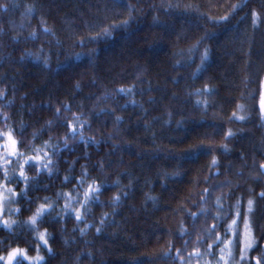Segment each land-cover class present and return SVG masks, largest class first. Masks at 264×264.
Returning a JSON list of instances; mask_svg holds the SVG:
<instances>
[{
  "label": "trees",
  "instance_id": "16d2710c",
  "mask_svg": "<svg viewBox=\"0 0 264 264\" xmlns=\"http://www.w3.org/2000/svg\"><path fill=\"white\" fill-rule=\"evenodd\" d=\"M263 80L264 0H0V192L20 210L0 225V255L217 264L232 229L216 217L241 222L251 199L264 224ZM89 185L102 192L81 207ZM238 199L240 218L225 212ZM42 204L54 211L33 231Z\"/></svg>",
  "mask_w": 264,
  "mask_h": 264
},
{
  "label": "snow or ice",
  "instance_id": "6c2138e0",
  "mask_svg": "<svg viewBox=\"0 0 264 264\" xmlns=\"http://www.w3.org/2000/svg\"><path fill=\"white\" fill-rule=\"evenodd\" d=\"M128 25H129V21H125L121 25H113L112 30H114L117 27L126 28V27H128ZM112 30H105L100 37L92 38L90 42L96 43L100 39L111 38L112 37ZM45 31H47V30H45ZM80 46H84V42H81ZM206 55H207V51L205 52V56ZM262 87H264V85H262ZM118 91L120 93L126 92L125 89H120ZM127 91L130 92L131 90H127ZM260 108H261V112L264 113V91H261V93H260ZM239 119L242 120V119H244V117H239ZM117 120H119V118H117ZM66 126L70 129L69 138L74 139L77 136H79L80 139L85 144H87L89 142V140H91V138H89V140H85V138L83 137L82 130L77 131V129L71 124H67ZM83 127H84V124H81L80 128L83 129ZM231 135H233V134L231 132H229V136H231ZM7 139H8V146L11 149L9 154L10 155H16V152H15L16 141L13 139L11 134L8 135ZM109 139H111V137ZM91 143L96 144L97 142L95 140H91ZM65 145L67 146V140H65ZM7 163H10V161L5 160V164H7ZM25 163H28V161H25ZM215 163L216 162L213 161L214 165H215ZM48 164H51V158H48L47 163L44 164V168L48 171L49 174H51V169L48 167ZM32 165L33 166L36 165L35 160L32 161ZM20 167L23 168V165L21 164ZM260 168L262 170V174H264V165H260ZM82 176L87 177V173L86 172L82 173ZM19 178L25 184H27V178L25 177L23 171L19 172ZM15 179H16L15 177L9 176L8 170H7V168H5L4 169V180L9 181V180H15ZM65 179L67 180L68 178H65ZM85 182H86L85 179H80L77 181V183L80 185H83ZM0 188H4V185L0 184ZM6 191L8 193H12L11 189H6ZM101 192H102V186L93 187V185H89L87 191H85L83 194L84 204H81V207H85L86 205H89L91 203H95L98 200ZM63 195L65 196V199H71L69 194H63ZM24 197H25V199L27 198L26 192L24 193ZM260 198L264 199V192L260 193ZM44 199H45L46 204L50 203L48 198H44ZM115 199L118 200L119 197H117ZM13 202H15L14 195L7 200V203L9 205ZM76 202L79 203L80 201L77 200ZM4 203H5V197H4L3 193L0 192V217H2V215L4 213ZM217 205L219 207H222L219 198H217ZM252 206H253V200L249 199L247 201V211L245 212L244 217L241 220V222L244 225L246 235H245V238L243 241L244 247L242 249H239V260H236L235 257L232 256V249H238L239 245L241 243V237H240L239 233L238 232L234 233V235L236 237L235 242H233V241L227 242L228 244L231 245V247L227 249V255L229 257H232L233 264H241V262H243V264H251L252 259H255V264H262V261H264V247H261L259 249V252H260L259 257H249L248 256V252L253 248V245L256 243L255 240L250 239L247 236V233L249 230V222H248L247 216H248V213H250L252 211ZM65 207H66V211L72 212L74 218L77 221L81 220V215H80L78 210L70 209L68 205H66ZM233 207L235 208L236 217L240 218V200L239 199L237 200V203L235 206H230L229 209L225 210V212L226 213L231 212L233 210ZM12 211L19 212L20 210L19 209H15V210L9 209V214H11ZM52 211H54L53 208L45 207L44 204L40 205V207L36 210V213L31 217L30 221L28 222L32 226L33 231H37V229L35 228V226L37 224V220H40L41 222H43V218L47 215H51ZM216 218L217 219H223L225 223H227V220L231 219V224L225 228V237H227L228 232L231 229L232 225L236 224V219H233L231 216H226V218L218 216ZM12 223H14V222H12ZM12 223H10L7 219H0V225H2L4 228L8 229L9 231L12 230ZM97 231L99 232L100 229H97ZM215 231H216V226L213 227V232H215ZM82 234H83V232H82ZM39 239L43 241V244L46 247L47 246V240L45 239L44 234H39ZM221 243H225V241H221ZM208 248L211 249L212 245L209 244ZM49 251H51V250L49 249ZM220 252H221V256H220L219 260L217 261V264H220L221 261H224V255L223 254L225 252V248H221ZM165 255H167V253ZM212 255H215V253H212ZM178 258H179V255L177 257H173L172 260L175 261ZM0 261L4 262V264H24L25 261H29V264H44L43 258L40 257L39 255H37L35 258H30L27 256L25 251H23L19 248L11 249L10 251L7 252V256L0 255ZM181 264H183V262H181ZM224 264H227V261H224Z\"/></svg>",
  "mask_w": 264,
  "mask_h": 264
},
{
  "label": "flooded vegetation",
  "instance_id": "af4514ba",
  "mask_svg": "<svg viewBox=\"0 0 264 264\" xmlns=\"http://www.w3.org/2000/svg\"><path fill=\"white\" fill-rule=\"evenodd\" d=\"M256 182L262 184V186H263L262 191L264 192V174H263V178L256 180ZM260 193L258 194L259 198H260ZM256 206H257L256 203L253 202L252 211L250 212L251 215L248 218L249 230H248L247 236L250 239H253L256 241V243L253 245V248L248 252L249 257H259V255H260L259 249L261 247H264V224H259V223L256 224L254 222V219L252 218V214H254V211L256 210ZM231 229H232V232L230 233V236L234 242L236 239L234 233L238 232L240 237H241V243L239 245V248L235 249V253H234L235 259L239 260V249H242L243 241H244V238L246 235L244 225H243V223L236 221V224L233 225ZM241 264H243V262H241ZM251 264H255V259L251 260ZM262 264H264V261H262Z\"/></svg>",
  "mask_w": 264,
  "mask_h": 264
},
{
  "label": "rangeland",
  "instance_id": "374dc122",
  "mask_svg": "<svg viewBox=\"0 0 264 264\" xmlns=\"http://www.w3.org/2000/svg\"><path fill=\"white\" fill-rule=\"evenodd\" d=\"M8 135L9 134H7L6 135V143H5V147H6V152H7V154L8 155H10L9 153H10V151H11V149H10V147L8 146V139H7V137H8ZM12 136V135H11ZM13 137V136H12ZM13 139L15 140V138L13 137ZM16 141V140H15ZM15 152H16V154H17V143H15ZM15 156V155H14ZM4 195V197H5V194H3ZM9 199V197H5V203H4V213H3V215H2V217H0V219H7V220H11L12 221V217L10 216V214H9V209H14V205L11 203L10 205L7 203V200ZM14 211H12L11 213H13ZM42 234H44V236H45V239H46V235H45V233H42ZM233 241V240H232ZM234 242V241H233ZM41 243L43 244V241L41 240ZM43 246H44V244H43ZM46 247H48V246H46ZM231 247V245L230 244H228L227 245V247H226V249H228V248H230ZM243 247H244V243H243ZM242 247V248H243ZM23 251H25V250H23ZM26 252V254H27V256L28 257H30V258H35L37 255H39L40 257H42L43 258V256L40 254V253H38L37 255H34V256H32V255H30L27 251H25ZM234 253H235V249H232V256L234 257ZM224 261H227V264H232L233 263V260H232V257H229L228 255H227V250H225V252H224ZM7 256V255H6ZM220 256H221V253H220ZM220 256H219V258H220ZM44 260V259H43ZM224 261H221L220 262V264H224ZM26 263H28L29 264V261H25ZM0 263L1 264H4V262H2V261H0Z\"/></svg>",
  "mask_w": 264,
  "mask_h": 264
},
{
  "label": "water",
  "instance_id": "95a60500",
  "mask_svg": "<svg viewBox=\"0 0 264 264\" xmlns=\"http://www.w3.org/2000/svg\"><path fill=\"white\" fill-rule=\"evenodd\" d=\"M262 85H264V80L262 82ZM262 91H264V87H262ZM259 113L262 118H264V113L261 112L260 103H259ZM262 171V170H261Z\"/></svg>",
  "mask_w": 264,
  "mask_h": 264
}]
</instances>
